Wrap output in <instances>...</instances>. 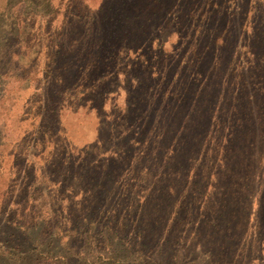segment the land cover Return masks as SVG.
<instances>
[{
	"label": "rangeland",
	"instance_id": "374dc122",
	"mask_svg": "<svg viewBox=\"0 0 264 264\" xmlns=\"http://www.w3.org/2000/svg\"><path fill=\"white\" fill-rule=\"evenodd\" d=\"M18 1L0 0V49L9 45L8 52L15 54L13 61L5 64L6 69L12 68L17 74L28 75L30 69L26 64L31 60L39 75L43 74L45 78L43 70L47 59L54 56L48 55L47 51L54 52L60 44L65 50L63 55L82 56L84 62L94 61L95 70H99L101 75L99 80L94 78L88 88L83 74L75 72L76 76L79 75L77 80L69 84L59 101V132L48 138L47 130H42L45 148L35 146L32 154L37 153L36 156L28 158L34 161V167L37 169L53 149H56L55 156L63 153V146L59 143L62 137L77 148L86 147L89 160L113 154L116 151L113 147H119L133 163L132 167L123 168V185L138 191L142 199L147 195L154 210L163 204L164 211L168 212L167 217L172 216V210L179 203L199 208L212 201V196L225 207L235 209V233L237 240H240V246L234 253L235 263L264 264V243L259 249L257 247L261 238L259 233L264 235V113H261V117L256 116L254 106L246 100L244 112L237 108L239 103L225 105L222 114L224 127L219 129L217 125H211V130L203 136L199 155L195 154L196 159L192 158L185 169H179L177 160L167 161L169 150L165 156H158L155 152L158 138L155 124L166 122L159 116L160 112L153 114L160 120L151 118L150 128L144 131L147 134H139L145 142H138L134 138H129L127 142L124 133H133L132 126L126 124L122 127L120 124V96L124 91L132 94L138 79L139 85L144 88L140 93L150 99L158 94V105L161 107L168 103L170 105L172 100L181 96L185 101L184 109L198 104L200 98H207V101L217 98L202 93L200 86H196L203 78L192 75L195 55L209 57L202 73L228 86L227 92L226 89L222 92H226L223 98L230 100V94H237L233 85L239 76L247 72L244 75L245 92L250 91L249 95H253L255 101L259 99L258 102L264 103V84H261L264 83V0H193L188 12L192 17L182 20L179 18L180 0H21L24 14L20 20L24 16L26 20L18 24L21 32L17 39L20 43L11 46L14 39L7 32L17 31L14 28L17 22L13 5ZM161 6L168 7L164 10L168 14L161 20L155 18V21H160L159 26H149L144 32L146 19L153 18ZM215 7L226 11L231 23L228 45L217 47L222 57L218 67H214L211 52L203 49L210 39L202 42L203 19ZM252 55H256L257 59ZM229 58L230 61L223 68ZM221 69L224 71L219 75ZM259 71L262 72L261 82L256 80ZM4 78L1 73L0 102L6 90ZM191 79L195 86L190 88L187 96L186 80ZM30 83L32 85L33 82ZM101 84V89H107V92L103 95V111L97 112L90 106L91 101H99L92 96L91 88ZM7 87L10 91H16L18 83L8 84ZM37 98L40 99L39 95L34 97ZM31 105L32 111L38 106L35 103ZM192 113V121L203 118L198 105L197 108L193 107ZM215 113L213 115L216 116ZM215 120L216 117L211 122ZM30 133L27 143L21 145L24 152H29L31 146L28 145L36 137L32 129ZM229 137L230 140L226 142ZM98 140L102 144L98 145ZM232 143L234 147L243 146L242 152H230L228 155V147H224V144L233 147ZM188 147H192L189 142ZM145 152L149 157L143 160ZM24 167H19L18 179L21 176L24 178ZM168 187H175L176 193L169 194ZM216 194L218 197L214 198ZM208 209L212 208L208 206ZM193 217L191 211L175 225L174 236L179 233L186 241L181 240L180 249L184 243L187 246L194 233L193 224L197 219ZM172 218L169 221L166 219L168 227L173 222ZM262 238L264 240V236Z\"/></svg>",
	"mask_w": 264,
	"mask_h": 264
},
{
	"label": "trees",
	"instance_id": "16d2710c",
	"mask_svg": "<svg viewBox=\"0 0 264 264\" xmlns=\"http://www.w3.org/2000/svg\"><path fill=\"white\" fill-rule=\"evenodd\" d=\"M179 2V18L190 19L192 16L188 13L189 6L194 1ZM20 4L21 0L13 5L17 22L14 28L17 31L7 32L14 39L11 46L20 43L17 39L21 32L18 24H23L26 20L25 16L20 20L24 14V7ZM165 8L168 7L161 6L153 18L146 19L144 32L149 26H159L160 21H155V18L163 19L168 14L164 11ZM240 14L239 11L238 20ZM203 27L202 42L210 39V43L205 44L203 49L211 52L214 67H218L222 57L217 47H226L231 37L230 16L226 11L215 7L205 15ZM219 39L221 41L218 43ZM8 49L9 45L0 49V74L6 77V90L3 91L4 98L0 102V264H236L234 253L237 246H240V240H237L235 233V209L225 207L212 196V201L199 208L179 203L172 210L173 222L168 227L166 219L169 221L172 216L167 217L168 212L164 211L163 204H159L154 210L147 195L142 199L138 191L122 184L123 168L132 167L133 163L119 147H113L116 150L113 154L89 160V150L86 147L77 148L62 137L59 143L63 146V153L59 157L55 156L56 149H53L36 169L34 161H29L28 158L36 156L37 153L32 154L35 146L45 148L42 130H47L48 138L59 132V101L69 84L72 85L77 80L79 75L76 76L75 72L83 74L88 88L89 83L94 78L99 80L101 75L99 70H95L94 61L84 62L82 56L63 55L65 50L60 44L54 52L47 51L48 55L54 56L47 59L43 70L45 78L42 77L43 74L39 75L31 60L26 64L30 69L28 75L17 74L14 69L5 67L6 63L13 61L12 56H15L14 53L10 55ZM252 56L257 59L256 55ZM194 61L192 75L203 78L196 86L199 85V90L204 94L209 93L213 98L217 96L214 100L200 98L198 104L184 109L182 106L185 101L181 96L180 99L172 100L170 105L168 103L170 107H161L158 105V94L150 99L140 93L144 88L139 85V79L133 95L124 91L120 96V124L122 127L129 124L133 129V133L129 135L124 133V139L127 142L129 138L145 142L144 137L139 134L150 128L151 118L165 119L164 124H155V130L158 131L155 152L158 156H165L169 150L167 161L177 160L179 169H185L192 158L196 159L195 154L200 152V145L205 138L203 136L211 125H217L219 129L224 127L222 114L225 105L239 103L237 108L244 112L246 100L254 106L256 116L261 117V113H264L263 101H255L253 95H249L250 91L245 92L244 75L247 72L239 76V80L233 85L237 94L234 95L233 92L228 100L223 98L228 86L225 83L222 86L219 79L212 80L202 73L209 57L195 55ZM229 61L230 58L223 64V68ZM222 69L219 75L223 74ZM261 73L258 72L256 79L259 82L262 80ZM31 81L32 85L35 82L37 84L30 85ZM15 82L18 83L17 90L10 91L7 85ZM102 85L91 88L92 96L99 101H91L90 106L97 112L103 111V95L107 92V89H101ZM194 86L192 79L186 80L187 96ZM224 89L226 92L222 94ZM158 92L160 93L159 90ZM36 95L40 99H34ZM31 103L38 105L33 111ZM197 105L203 118L195 122L190 118L193 107L197 108ZM156 111L160 112V117L153 116ZM213 112H216V116ZM214 117L216 120L212 123ZM31 129L36 137L28 145L31 146L29 152H24L21 145L27 143ZM188 132L192 133L183 135ZM229 140L230 137L226 142ZM188 142L192 147H188ZM99 144H102L101 140H98ZM232 144L233 147L224 144V147H228V155L230 152H242L243 146L234 147V143ZM146 157H149L148 152H145L142 159L145 160ZM124 161L128 163L125 164ZM21 165H25V175L18 179ZM168 190L169 194L176 193L175 187H168ZM217 197L216 194L214 198ZM208 206L212 209H208ZM191 211L194 216L192 219H197L196 224H193L194 233L187 246L184 243L180 249V243L184 240L179 233L175 237L173 231L175 225ZM259 235L261 238L258 249L264 243V235L261 232Z\"/></svg>",
	"mask_w": 264,
	"mask_h": 264
}]
</instances>
